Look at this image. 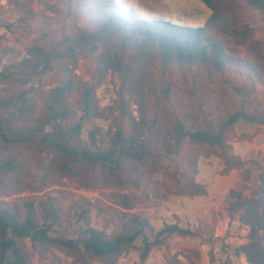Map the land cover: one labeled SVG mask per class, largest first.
I'll return each instance as SVG.
<instances>
[{"label":"trees","instance_id":"16d2710c","mask_svg":"<svg viewBox=\"0 0 264 264\" xmlns=\"http://www.w3.org/2000/svg\"><path fill=\"white\" fill-rule=\"evenodd\" d=\"M114 1H79L78 15L87 17L91 27H77L60 39L27 46L26 56L0 70V264H35L36 253L44 258L54 249L72 256L76 264L92 261L117 264L131 249H137L140 259L145 261L168 238L196 234L178 224H165L156 230L147 218L129 212L137 202L135 196L128 194L117 196L116 205L125 211L116 210L123 221L120 231L111 235L90 225V209L81 203L74 204L72 216L63 218L51 198L49 201L22 198L21 204L5 202L2 198L13 189L8 180L25 166L17 155H4V151L24 149L51 154L65 169L90 170L101 166L119 172L125 163L144 164L149 159H160L163 154H177L188 141L220 158L224 171L228 172L244 166L240 158L230 153L228 144V135L236 123L244 120L264 124V112L252 110L257 85L264 83L263 46L254 40V29L239 18L241 3L264 14V0H201L212 15L199 27L143 19L133 10L116 6ZM12 3L23 5L18 4L19 0ZM28 13L29 18L34 16L31 10ZM230 42L236 47H247L248 55L241 58L237 48L229 47ZM95 54L96 82L80 87L78 99L72 102L77 83L69 66L78 58ZM57 63L63 65V77L59 85L43 95V108L36 116L35 83L53 71ZM158 64L165 69L224 74L234 68L242 72L244 84L234 88L241 99L238 109L226 116H204L201 120L194 113L187 114L192 125L178 121L175 130L164 135L147 118ZM108 72L117 74L120 80L117 101L101 108L96 90ZM159 93L168 100L170 87L165 85ZM133 105L138 117L131 114ZM96 119L116 124L108 130L94 126L88 131L87 140H83L85 123ZM126 119L130 123L128 131L123 127ZM196 160H190L193 174L185 173L183 184L175 190L164 184L165 192L157 189L155 196L167 199L170 195L202 193V186L195 181ZM245 173L248 175L250 171ZM261 180L264 188V173ZM13 191L20 194L22 188L16 185ZM231 197L235 199L230 212L232 219L233 211L245 206L248 209L241 216L242 223L251 226L258 223L264 228V203L254 198L240 203L241 196L234 191ZM139 240L141 245L136 246ZM25 242H29L31 250ZM239 249L251 264H264V244L260 241L251 240ZM223 264L232 263L225 260Z\"/></svg>","mask_w":264,"mask_h":264},{"label":"rangeland","instance_id":"374dc122","mask_svg":"<svg viewBox=\"0 0 264 264\" xmlns=\"http://www.w3.org/2000/svg\"><path fill=\"white\" fill-rule=\"evenodd\" d=\"M79 1L19 0L18 4L23 5L18 6L12 0H0V70L26 56L27 46L60 39L77 27H91L87 17L78 15ZM114 4L133 10L140 18L163 19L178 26H203L212 15V10L201 0H116ZM28 10L33 12L32 18H29ZM239 18L254 29V40L261 42L264 51V14L241 3ZM7 25L11 28L7 29ZM229 47L237 48L241 58L248 55L247 47H236L232 42ZM96 56L78 58L70 64L71 75L77 83L72 102L78 99L80 87L96 82ZM62 68V64H55L53 71L35 83L36 116L43 108V95L60 84ZM153 76L155 89L149 97L147 118L166 136L175 130L178 121L192 125L187 114L194 113L201 120L204 116L218 118L237 110L241 99L234 88L245 81L242 72L234 68L219 74L176 67L165 69L158 64ZM119 84L118 75L108 72L96 90L101 108L115 104ZM165 85L170 87L168 100L162 99L159 93ZM252 110L264 112V83L257 85ZM131 114L139 116L135 105L131 106ZM115 124L101 119L86 122L82 139L87 140V133L94 126L108 130ZM129 126L126 119L123 127L128 131ZM228 137L230 153L244 164L242 168L228 172L224 171L220 158L188 141L177 154H163L160 159H149L144 164L125 163L119 172L101 166L90 170L65 169L51 154L24 149L4 151V155H17L25 167L8 180L13 189L2 200L21 204L22 198L33 197L35 201H49L51 198L63 218L72 216L74 204L81 203L90 209V225L111 235L120 231L123 221L116 210L125 211L116 205L117 196L128 194L135 196L137 202L129 212L147 218L156 230L165 224H178L196 234L168 238L163 247L153 250L145 261L140 259L137 249H131L119 258L117 264H223L225 260L232 264H251L239 248L251 240L264 244V228L258 223L254 226L242 223L241 216L248 209L245 206L234 210V218H231L232 202L235 201L231 192L241 196L240 203L251 198L264 203L261 180L264 173V124L239 120ZM194 158H197L195 181L202 186V193L158 199L156 190L165 192L162 185L175 190L185 182V173L193 174L189 162ZM246 170L250 171L248 175ZM16 185L21 186L22 193L13 191ZM24 245L31 250L29 242ZM139 245L140 240L136 242V246ZM33 259L35 264H76L72 256L56 249L44 258L36 253ZM90 264L104 263L92 261Z\"/></svg>","mask_w":264,"mask_h":264},{"label":"crops","instance_id":"0c3cea01","mask_svg":"<svg viewBox=\"0 0 264 264\" xmlns=\"http://www.w3.org/2000/svg\"><path fill=\"white\" fill-rule=\"evenodd\" d=\"M140 12V11H139Z\"/></svg>","mask_w":264,"mask_h":264}]
</instances>
